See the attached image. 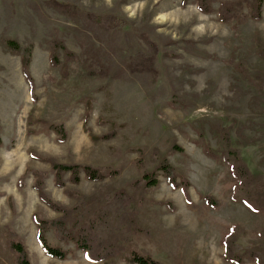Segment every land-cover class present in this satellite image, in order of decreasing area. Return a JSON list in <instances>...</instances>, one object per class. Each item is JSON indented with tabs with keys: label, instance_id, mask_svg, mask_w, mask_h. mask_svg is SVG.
I'll return each instance as SVG.
<instances>
[{
	"label": "rangeland",
	"instance_id": "rangeland-1",
	"mask_svg": "<svg viewBox=\"0 0 264 264\" xmlns=\"http://www.w3.org/2000/svg\"><path fill=\"white\" fill-rule=\"evenodd\" d=\"M223 1L210 0L206 13L198 0H0V264H16L12 233L24 243L30 264H138L128 259L133 249L163 264H234L224 259L222 242L233 226L242 245L264 243V211L243 203L221 160L222 132L232 125L234 145L252 171L264 175V92L245 76L264 74L256 42L264 40V17H249L254 0H231L242 2L247 18L221 21ZM98 14L131 25L105 30L91 17ZM8 39L21 49H10ZM61 42L71 54L59 48ZM152 45L157 76L132 72L131 55L151 52ZM28 50L33 89L22 66ZM93 66L99 68L95 73ZM60 123L65 140L52 128ZM173 140L184 151L174 150ZM48 157L99 166L107 176L91 181L82 172L74 183L66 172L61 187ZM162 157L179 182L190 181L189 194L157 169ZM35 171L46 173L45 190L58 203L76 205L67 189L91 198L79 226V212L69 219L75 235L104 205L95 199L120 189L136 196L132 209L141 230L131 231L127 242L122 231L125 252L96 262L50 229L49 242L68 255H47L33 215L56 218L62 212L40 199ZM150 172H156V185L143 177ZM208 194L218 206L205 203ZM243 256L240 264H256L247 252Z\"/></svg>",
	"mask_w": 264,
	"mask_h": 264
},
{
	"label": "trees",
	"instance_id": "trees-1",
	"mask_svg": "<svg viewBox=\"0 0 264 264\" xmlns=\"http://www.w3.org/2000/svg\"><path fill=\"white\" fill-rule=\"evenodd\" d=\"M209 2L210 0H198V7L203 12H210L212 7ZM263 3L264 0H254L253 4H251L249 17L253 19L263 18ZM91 17L96 22V25L105 30H122L131 25L128 20L120 18L114 14H98L92 15ZM237 17H240L242 21L247 18V15L242 12V2H234L231 0L223 1L219 8L220 20L231 21ZM256 42L258 44L257 53L264 60V40L262 37H258ZM6 44L12 50L21 49L20 43L15 39L6 40ZM59 44V48L65 49L66 54H71L65 44L62 42ZM157 54L158 50L154 46L151 52L138 51L131 55V60L128 63V66L134 73L145 72L156 77L159 72L157 68ZM30 58L31 50H28L23 58L22 66L23 73L30 83L31 89H33L34 84L29 72ZM58 61L59 59L56 54L52 53L51 62L57 64ZM93 68L94 70H92L91 73H95L99 69L95 66H93ZM245 76L249 78L259 93L264 92V74L261 77L256 78L250 77L247 74H245ZM90 102V100L87 102L89 110L91 107ZM85 122H87V116L85 117ZM52 128L61 136V140L67 138V131L64 123L52 125ZM232 128L233 126L230 125L222 132L223 146L221 160L229 166L234 178L237 180L238 183L236 189L240 192V199L243 203L254 212H263L264 175L254 173L248 162L244 159L242 149L234 145L231 136ZM110 136V134L103 136L94 135L93 138L94 140H101L110 138ZM172 147L176 151H184L181 146L176 144L175 140L172 141ZM45 160L51 163V169L55 172L56 184L61 187H65L63 175L66 172L70 173V180L74 183H79L81 181L82 172H84L86 177L91 181H100L107 176L99 166L76 162L64 163L60 162L55 157H48ZM157 169L163 171L168 182L174 188L182 186L184 192L189 194L188 188L190 186V181L186 178H182L180 182L178 181L176 170L167 157H162L159 160ZM35 176V188L38 191L40 199L55 211L62 212V215L56 218H46L39 213H34L33 215L38 228L37 239L47 255L59 259H65L68 255L67 250L60 246H54L49 242L47 232L50 229H54L60 239L65 241L74 240L78 248L85 251L90 260L96 262L107 261L108 259L120 256L125 252V246L122 242H119V234L122 231L125 232L123 242H127L131 231L137 232L141 230L138 225V212L132 209V203L136 199V196L130 194L125 189H120L105 194L103 198L98 197L99 199H95L98 203L104 201V205L99 207L96 215L88 220L87 225H81L79 227L77 235H75L68 226L69 219L75 212H79V216L74 224L75 227L79 226L84 214L91 209V198L78 191L67 189V194L76 198V205L67 206L58 203L52 199L45 190L44 179L46 173L44 171H35ZM143 177L149 186L158 183L156 172L145 173ZM132 185L135 184L132 183ZM140 190L137 191L140 192ZM204 201L212 207L219 205V201L211 194L205 195ZM12 234L15 239L11 241V249L16 254V264H30L28 252L24 243L16 238L17 235L15 233ZM222 242L224 247L223 257L226 261L240 264L243 261L244 252H247L249 256L255 260L256 264H264V243H260L257 246L252 244L247 246L242 245L239 242L238 227H231L229 232L223 237ZM128 259L131 262L138 264H163L154 259L151 255L142 253L136 249L131 250Z\"/></svg>",
	"mask_w": 264,
	"mask_h": 264
}]
</instances>
